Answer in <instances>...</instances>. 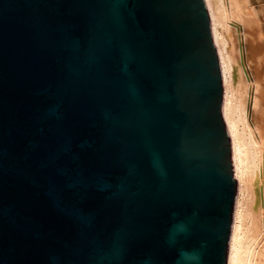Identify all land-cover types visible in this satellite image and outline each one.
<instances>
[{
  "label": "water",
  "instance_id": "water-1",
  "mask_svg": "<svg viewBox=\"0 0 264 264\" xmlns=\"http://www.w3.org/2000/svg\"><path fill=\"white\" fill-rule=\"evenodd\" d=\"M224 97L204 0H0V264H227Z\"/></svg>",
  "mask_w": 264,
  "mask_h": 264
},
{
  "label": "bare ground",
  "instance_id": "bare-ground-1",
  "mask_svg": "<svg viewBox=\"0 0 264 264\" xmlns=\"http://www.w3.org/2000/svg\"><path fill=\"white\" fill-rule=\"evenodd\" d=\"M204 1L209 11L212 32L225 77L223 113L233 140L235 175L238 182L227 264H264V223L257 220L254 213L256 201L260 210L264 211V200L262 203L260 195L262 191L264 199V114L260 118L256 116L250 120L248 101V89L253 86L256 87V93L259 87L262 88L261 100L264 103V83L260 80L262 74L260 68L252 69L249 73L245 65V70L241 65V59L259 60V64L262 60L258 57L259 53L254 51L253 45L247 46L245 53L242 50H245L244 47L240 50L241 54L237 50V46L231 40L232 37L228 36L230 27L223 11L225 4L222 7L221 0ZM234 2L235 0L231 1V5L236 10L235 6H238L240 1L239 3L237 1L238 5ZM240 7L242 8V5ZM234 45L236 50H232ZM237 77L244 81V88H237L235 84ZM252 104L254 111L259 108L257 94ZM258 185L259 188L256 189Z\"/></svg>",
  "mask_w": 264,
  "mask_h": 264
},
{
  "label": "rangeland",
  "instance_id": "rangeland-1",
  "mask_svg": "<svg viewBox=\"0 0 264 264\" xmlns=\"http://www.w3.org/2000/svg\"><path fill=\"white\" fill-rule=\"evenodd\" d=\"M231 1L233 2V0H221L222 7H223V4H225L223 7V11L225 14V20L228 21L227 23H229L228 26L230 27V30L228 31V36L232 37L230 38L234 42V44L237 46V50H239V53L241 52L240 50L242 47L245 48V50L242 49L244 53L246 51L247 46L250 47V45H253L255 49L257 48L256 50L254 49V51L259 53L258 57L262 60V61L260 60L261 61L260 64L258 63L259 60L258 61L257 60L247 61V59H245L243 61L241 59V65L243 69L245 65V68L248 70L249 73L252 72V69L260 68V71L262 73L260 80L261 82L264 83V0H243V1L237 0L238 3L240 1L239 5L240 6L242 5V8L238 5L237 1L235 0L234 3L238 5V6H235L236 10H234V8L232 7ZM239 18L241 21L239 20ZM235 45L232 46V50L235 49L234 48ZM250 66L253 68H250ZM245 74L248 75L247 73ZM241 80L242 79H240V77L239 78L237 77V79H235V84L238 89H242L245 86L244 81L242 82ZM255 88L256 87L252 86L251 88L248 89V101L250 104V110H249L250 120H253V118H255L256 116L260 118L264 114V103H262V100H261L263 98V96H261V94L263 93V90H261L262 88L259 87V90L256 93ZM260 91H262V93ZM256 94L259 98L260 106L257 110L254 111L253 106L251 105H253L252 104L253 99ZM257 188H259V185L256 187V189ZM261 192H260L261 202L263 203V200H264L263 193ZM236 202H237V199H236ZM258 207H259V204L256 201L254 205V213H255L256 219L259 221L261 220V222L264 223V211L260 210V207L259 208Z\"/></svg>",
  "mask_w": 264,
  "mask_h": 264
}]
</instances>
